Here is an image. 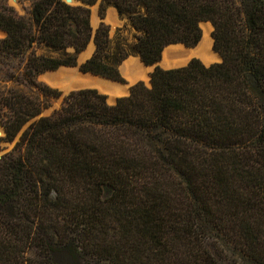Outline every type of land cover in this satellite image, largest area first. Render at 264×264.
<instances>
[{"label":"trees","instance_id":"16d2710c","mask_svg":"<svg viewBox=\"0 0 264 264\" xmlns=\"http://www.w3.org/2000/svg\"><path fill=\"white\" fill-rule=\"evenodd\" d=\"M0 2V264H264V0ZM100 3L135 41L92 24ZM211 23L222 62L158 64L196 48ZM80 66L125 83L131 56L157 66L111 105L87 88L39 81ZM186 65V66H185ZM179 67V66H178ZM17 79V80H15ZM27 87L29 91L19 87Z\"/></svg>","mask_w":264,"mask_h":264},{"label":"bare ground","instance_id":"6f19581e","mask_svg":"<svg viewBox=\"0 0 264 264\" xmlns=\"http://www.w3.org/2000/svg\"><path fill=\"white\" fill-rule=\"evenodd\" d=\"M70 4H73V0H66ZM110 12V11H109ZM117 16V11L114 10L108 19L109 22L113 23L115 26H118L119 22H116L114 17ZM108 17V16H107ZM119 19V18H118ZM110 23V24H111ZM117 23V24H116ZM122 23V22H121ZM92 24L97 25V16L95 15L94 18L92 19ZM121 25V24H120ZM124 25V24H123ZM207 26L210 36L208 37L206 35V28ZM201 27L203 29V39H202V44L200 43V47L197 48H186V50H183L179 52V55H177L178 60L174 59L176 56H171L169 59H164L165 52L167 50H171L174 47L177 46H182V45H175V46H170L168 47L163 54V63L162 65L165 68L172 69V68H177L180 63L184 61L190 60L192 57H203L206 59L208 63L212 62H220L222 61L221 56L214 52L212 49H210L211 42H214V39L212 37V31L214 30L213 26L211 23H203L201 24ZM1 33V32H0ZM4 34V33H3ZM95 49V45L92 44L90 46V51L88 54L85 55L84 58L87 56H90V54L93 52ZM122 74L123 76L129 80L131 84L136 83L139 80H148L149 77V72L152 70V67L146 66L140 58H131L127 59L123 65L121 66ZM62 73V74H61ZM71 74H74V80L75 82L69 83L64 79V77L69 76ZM71 78V77H70ZM44 79L48 81L50 84L56 87H61L66 92H69L70 90L74 88H93V89H98L100 93L106 94L108 96V101L114 102L116 98L125 96L129 94V88L127 86H124L118 82H114L99 76H95L92 74H84L81 72H78L77 69H69V68H64L61 69V71L57 72H52V73H47L44 74ZM69 79V78H68ZM148 82V81H145ZM75 90V89H74ZM4 135V129L0 124V136Z\"/></svg>","mask_w":264,"mask_h":264},{"label":"rangeland","instance_id":"374dc122","mask_svg":"<svg viewBox=\"0 0 264 264\" xmlns=\"http://www.w3.org/2000/svg\"><path fill=\"white\" fill-rule=\"evenodd\" d=\"M1 1H4L6 4H8L9 6H12V7H14L15 9H16V11L19 13V14H21V15H26L27 13H28V11H30L31 10V8H32V5H33V0H0V2ZM99 7H100V4L99 5H96V6H94V7H92V19L94 18V16L96 15L97 16V25H94L93 24V28L95 29V30H97L98 28H99V26H100V24L102 23V22H104L106 25H108V26H110V28H111V38L113 39V41L114 42H116L118 39H124L125 41H127L128 43H133L134 41H135V34H136V32L132 29V27L130 26V24L128 23V21H127V19H122V18H120V16H119V14H118V12H117V16L116 17H114V19L116 20V22H119L118 23V26L116 25H114L113 23H111V22H109L108 21V19H109V17H110V14L114 11V10H116L115 8H110L109 10H108V12H107V16L108 17H106V19L105 20H102V18L100 17V14H99ZM110 11V12H109ZM117 11V10H116ZM119 18V19H118ZM122 22V23H121ZM111 23V24H110ZM117 24V23H116ZM121 24V25H120ZM124 24V25H123ZM205 28H206V35L209 37L210 36V32H209V30L207 29L208 27L207 26H205ZM214 31V30H213ZM213 31H212V33H213ZM6 36H5V34H3V33H0V38L1 39H3V38H5ZM202 44V43H201ZM177 45H182V44H177ZM171 46H174V45H171ZM170 47V46H169ZM184 47H186L185 45H184ZM183 47V45L182 46H177V47H174V48H172L171 50H167L166 52H165V55H164V59H169L171 56H176L174 59L176 60H178L179 58H177V55H179V52H181V51H183V50H186V48H188V47H186V48H184ZM200 47V45H198L196 48L198 49ZM168 48V47H167ZM166 48V49H167ZM95 49H96V47H95ZM95 49L93 50V52L90 54V56H87L86 58H84L83 59V57H85V55L86 54H88L89 53V51H90V47L79 57V66H81L82 64H84L88 59H90L92 56H93V54H94V52H95ZM189 49V48H188ZM210 49H212L214 52H216L215 50H214V42L212 41L211 42V45H210ZM217 53V52H216ZM219 54V53H218ZM220 55V54H219ZM131 58H139V57H137V56H131V57H129L128 58V60L129 59H131ZM200 59L202 62H203V60L206 62V63H208L207 61H206V59L205 58H203V57H192L190 60H188V61H184V62H182V63H180L179 64V67L182 65H184V64H189V62L190 61H192L193 59ZM222 58V57H221ZM203 59V60H202ZM220 62H222V61H220ZM220 62H212L211 64H209V65H212V64H215V63H220ZM162 63H163V59H162V61L159 63V66L161 67V68H163V69H168V68H165L163 65H162ZM79 66H77V67H64V68H69V69H73V70H75V69H77L78 70V72H81L80 70H79ZM148 67H152V70L149 72L150 74H149V79L148 80H139V81H137L136 83H134V84H131L130 82H129V80L128 79H126L123 75V78H124V80H125V83H120V82H118V83H120V84H122V85H124V86H127L128 88H129V94H127V95H125V96H121V97H118V98H116V100L114 101V102H111L110 104L111 105H115L116 103H117V100L119 99V98H122V97H126V96H129L130 95V91H131V87H133L134 85H136L137 83H139V82H144L147 86H151L150 84H151V74L154 72V70H155V66H148ZM171 69V68H170ZM61 71V70H60ZM81 73H84V72H81ZM62 74V73H61ZM84 74H90V73H84ZM93 75V74H92ZM4 76H6V73L5 72H0V89H4V88H6V87H18L17 86V82L15 81V82H5L4 81ZM71 77V78H70ZM69 78V79H68ZM64 79H66V81L67 82H69V83H72L73 81L75 82V80H74V74H71V75H69V76H66V77H64ZM15 80H17V79H15ZM39 81L40 82H42L43 84H46V85H48V86H50V87H52V88H55V89H58V90H60L61 92H63V96L60 98V99H58V100H52L51 101V108L49 109V110H47L46 112H45V114L44 115H50V114H52L55 110H59L61 107H62V105H63V102H64V99H65V97L68 95V94H70L71 92H73V91H77V90H81V89H87V88H74V89H72V90H70L69 92H66V91H64L63 89H61V87H56V86H53L52 84H50L48 81H46L45 79H44V74L43 75H41L40 77H39ZM145 81H148V82H145ZM73 82V83H74ZM20 89H23V90H25V91H29V88H27V87H22V86H20L19 87ZM98 90V89H97ZM99 91V90H98ZM106 95V94H105ZM0 124H1V126H2V123H1V120H0ZM3 127V126H2ZM0 137H3V136H0ZM1 146H2V149H1V151H0V155H3V154H6L8 151H10V150H12L13 149V147H14V144H9V143H2L1 144Z\"/></svg>","mask_w":264,"mask_h":264},{"label":"water","instance_id":"95a60500","mask_svg":"<svg viewBox=\"0 0 264 264\" xmlns=\"http://www.w3.org/2000/svg\"><path fill=\"white\" fill-rule=\"evenodd\" d=\"M66 1V0H65ZM67 2V1H66ZM67 3H69V2H67ZM70 4V3H69ZM100 3H98L97 5H99ZM71 5H84V3L82 2V1H80V0H73V4H71ZM92 44H94L95 45V43H94V41H92V43L89 45V47L92 45ZM88 47V48H89ZM96 47V46H95ZM83 54V53H82ZM81 54V55H82ZM158 66H159V64H158ZM186 66V65H185ZM157 66H155V68H156ZM182 67H184V66H182ZM79 68V70L81 71V69H80V66L78 67ZM177 68H181V67H177ZM172 69H175V68H172ZM82 72V71H81ZM151 85V84H150ZM131 92V91H130ZM4 129V128H3ZM6 135V132H5V129H4V135H3V137ZM5 154H3V155H0V160L2 159V157L4 156Z\"/></svg>","mask_w":264,"mask_h":264}]
</instances>
